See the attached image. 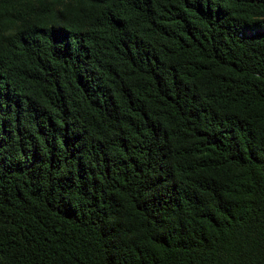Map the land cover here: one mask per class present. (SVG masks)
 Segmentation results:
<instances>
[{"label":"trees","instance_id":"1","mask_svg":"<svg viewBox=\"0 0 264 264\" xmlns=\"http://www.w3.org/2000/svg\"><path fill=\"white\" fill-rule=\"evenodd\" d=\"M0 264H264V0H0Z\"/></svg>","mask_w":264,"mask_h":264}]
</instances>
